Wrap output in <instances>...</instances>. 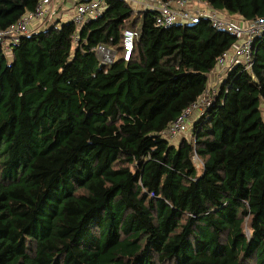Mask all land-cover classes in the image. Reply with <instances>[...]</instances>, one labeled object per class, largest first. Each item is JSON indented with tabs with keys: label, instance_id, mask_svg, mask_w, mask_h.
<instances>
[{
	"label": "trees",
	"instance_id": "trees-1",
	"mask_svg": "<svg viewBox=\"0 0 264 264\" xmlns=\"http://www.w3.org/2000/svg\"><path fill=\"white\" fill-rule=\"evenodd\" d=\"M38 1L0 0V33ZM202 1L264 17V0ZM103 2L80 27L44 18L0 44V264H264V33L174 144L165 131L235 39Z\"/></svg>",
	"mask_w": 264,
	"mask_h": 264
},
{
	"label": "built area",
	"instance_id": "built-area-1",
	"mask_svg": "<svg viewBox=\"0 0 264 264\" xmlns=\"http://www.w3.org/2000/svg\"><path fill=\"white\" fill-rule=\"evenodd\" d=\"M131 2L130 0H124ZM53 0H39L35 10L25 13L16 26L0 33V44L6 43V37L12 36L16 40L18 34H25L30 29L35 28L39 21L47 15L49 7ZM144 7H153L156 10L155 24L157 26H173L175 24H196L201 20L209 22L211 26L218 30L226 31L234 37L231 47L222 52L216 59V68L212 71L218 73L220 80L231 69L241 66L249 70L254 54L255 41L264 33V17L251 21H243L231 18L210 8L202 0H167L145 1ZM105 5L103 0H77L72 13L71 20L78 27L86 22L98 17L103 11ZM16 35V36H15ZM133 31L125 29L122 34L123 60L128 61L133 49ZM102 57L101 65L110 64L115 53L102 45L96 48V54ZM211 72V73H212ZM214 95V88L208 87L197 101L186 107L182 113L169 125L165 131L169 139L177 138L189 131L191 117L197 115L204 105H209Z\"/></svg>",
	"mask_w": 264,
	"mask_h": 264
},
{
	"label": "crops",
	"instance_id": "crops-1",
	"mask_svg": "<svg viewBox=\"0 0 264 264\" xmlns=\"http://www.w3.org/2000/svg\"><path fill=\"white\" fill-rule=\"evenodd\" d=\"M55 1H56L55 5H50L48 13L46 15L48 17L49 13H51L50 15L52 16V17H49L50 21L48 20V23H52L54 21H68V20H71L72 13H73L74 8H75L74 4H75V2L77 0H55ZM139 2L140 1H137V3H139ZM143 4H144V2L142 3V5ZM133 5H134V3H132V6ZM45 23H47V22H45ZM40 25H38L36 27L38 28ZM43 25H44V23H43ZM218 82H219V79L216 76V71L210 73L209 74V80H208V87L214 88ZM173 143L177 144V142H175V141H173Z\"/></svg>",
	"mask_w": 264,
	"mask_h": 264
},
{
	"label": "rangeland",
	"instance_id": "rangeland-1",
	"mask_svg": "<svg viewBox=\"0 0 264 264\" xmlns=\"http://www.w3.org/2000/svg\"><path fill=\"white\" fill-rule=\"evenodd\" d=\"M137 1H140L139 3H137ZM55 0H53V2L51 3V5H55ZM144 1H142V0H133V3H134V5L132 6L133 7V9H139V10H137V11H140L141 9H144V5H142V3H143ZM137 3V4H136ZM48 13V12H47ZM51 13H49V16L47 17V16H45L44 18V20H43V23H45V22H47L48 20L50 21V19H49V17H52L51 15H50ZM223 13L221 12L220 13V15H222ZM223 15H225V14H223ZM52 19V18H51ZM41 24V21H39L36 25H40ZM113 51V50H112ZM114 52V51H113ZM115 53V52H114ZM98 58H99V60H100V62L101 63H106V62H103V60H102V57L100 56V54L98 53ZM216 76L218 77V73L216 74ZM190 129V128H189ZM183 136H186L187 138L190 136V131H187L186 133H184L183 135H179V137H175V138H172V139H170V141L171 142H173V141H175V142H177V140L179 139V138H182Z\"/></svg>",
	"mask_w": 264,
	"mask_h": 264
}]
</instances>
